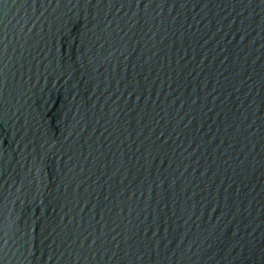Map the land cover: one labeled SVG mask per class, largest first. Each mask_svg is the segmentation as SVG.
Segmentation results:
<instances>
[{
    "label": "water",
    "instance_id": "95a60500",
    "mask_svg": "<svg viewBox=\"0 0 264 264\" xmlns=\"http://www.w3.org/2000/svg\"><path fill=\"white\" fill-rule=\"evenodd\" d=\"M0 264H264V0H0Z\"/></svg>",
    "mask_w": 264,
    "mask_h": 264
}]
</instances>
